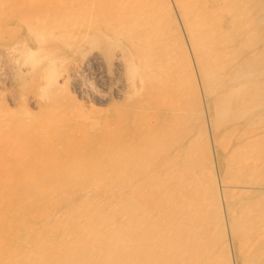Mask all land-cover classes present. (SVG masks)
<instances>
[{
    "label": "rangeland",
    "instance_id": "rangeland-1",
    "mask_svg": "<svg viewBox=\"0 0 264 264\" xmlns=\"http://www.w3.org/2000/svg\"><path fill=\"white\" fill-rule=\"evenodd\" d=\"M130 12V30L119 28L117 16ZM93 53L97 64H88ZM173 94L186 118L178 130L181 163L195 164L198 179L193 187L183 172L180 189L204 211L211 262L264 264V0H0V197L12 208L23 197L14 219L22 239L31 235L23 241L34 243L56 222L46 218L48 202L89 169L87 138L69 136L76 124L89 135L108 127L107 136L117 133L121 112L125 129L153 125L158 113L166 124L171 111L156 103ZM75 142L83 147L69 150ZM174 154V146L154 154L150 191L176 169ZM164 185L173 187L172 180ZM85 195L66 196L61 209ZM97 195L103 191L90 200Z\"/></svg>",
    "mask_w": 264,
    "mask_h": 264
},
{
    "label": "bare ground",
    "instance_id": "bare-ground-1",
    "mask_svg": "<svg viewBox=\"0 0 264 264\" xmlns=\"http://www.w3.org/2000/svg\"><path fill=\"white\" fill-rule=\"evenodd\" d=\"M135 16L132 12L122 14L120 17L117 16L116 23L119 28L130 30L131 23L129 26L126 24L130 20L133 24ZM151 18H153L152 14ZM139 40L140 37L137 44ZM150 43L151 56L154 54L153 37L147 42L148 45ZM154 56L155 59L158 58V53ZM98 58L99 56L94 54L87 59V62L97 64ZM87 68L90 71L89 67ZM173 80H176L175 73ZM169 83L170 81L166 82V90ZM156 105L158 110L165 107L170 109L171 119L166 124H163L166 116L158 113L157 116L155 115L153 125L140 123L136 124L134 129L133 127L129 129V124H126L125 129L123 125L126 123H124L126 117L121 112L119 128L114 136H107L105 132L108 127L102 132L89 135L91 132H88L85 126L75 125V131L69 136L78 134L83 136L82 140L87 138L89 149H84V156H92L93 162H90L89 169L83 172L84 176L78 178L75 184L56 191L62 197L56 196L54 201L52 199L48 202L50 207L45 212L49 222L50 219L56 222L50 223L49 231L43 229L36 234L35 237L38 238L34 243L24 242V239L30 240L31 235L28 234L22 239L24 228L16 227L19 225L16 221L21 214L18 208L24 202V200L20 201L23 197L17 199V208L11 206L10 208V203L0 197V264H213L208 255L209 234L203 230L205 216L200 217L204 211L195 203V199L185 198L180 189L183 172L191 173L189 179L191 186L198 180L193 172L195 164L190 167L188 159L189 166L183 169L181 163L182 144L179 143L178 138L183 132L178 130L186 121V118L183 119L179 113L183 103L181 98L173 94L169 99L163 96ZM148 125L150 129H147ZM127 141L130 144H127ZM81 145L83 147V143L75 142L68 145V148L72 150ZM173 146L175 154L172 160L177 164L176 169L168 171L165 177H159L157 183L161 184H157L150 191L146 179L152 174L150 169L153 170L158 166L154 154L162 153ZM145 148L148 151L143 153ZM171 162L166 161L165 169H170ZM166 178L172 180L173 187L166 186L169 189L165 190ZM97 190L103 191V198L97 195L90 200L92 193ZM81 193L86 195L80 207L78 203L73 206L68 205L65 209L67 211L61 209L67 201L66 196ZM30 196L35 199V194L30 193ZM112 198L116 199L117 203L107 202ZM65 213H68V216L70 214L73 221ZM32 219L26 217L24 221L31 222L28 226L31 227L30 231L34 232L36 227ZM63 229L64 235L57 233ZM201 232L206 233L205 240L201 239ZM25 243H28L27 247Z\"/></svg>",
    "mask_w": 264,
    "mask_h": 264
},
{
    "label": "clouds",
    "instance_id": "clouds-1",
    "mask_svg": "<svg viewBox=\"0 0 264 264\" xmlns=\"http://www.w3.org/2000/svg\"><path fill=\"white\" fill-rule=\"evenodd\" d=\"M35 57H36V53L33 52L30 54L29 56V60H35ZM112 73H109V75H111ZM62 78L61 76H58L56 74H53L51 77H50V80L52 83H59V79ZM41 101H44L45 100V97H42V96H39L38 97Z\"/></svg>",
    "mask_w": 264,
    "mask_h": 264
}]
</instances>
